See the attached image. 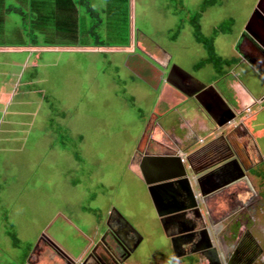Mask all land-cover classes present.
Here are the masks:
<instances>
[{
  "label": "rangeland",
  "instance_id": "374dc122",
  "mask_svg": "<svg viewBox=\"0 0 264 264\" xmlns=\"http://www.w3.org/2000/svg\"><path fill=\"white\" fill-rule=\"evenodd\" d=\"M89 1L101 23L92 37L81 31L79 42L87 48L44 47L65 41L54 38L47 25L44 33L32 30L40 48L0 49V264H21L24 255H49L45 244L50 241L72 256L90 254L105 233L100 236L97 221L114 210L142 237L131 264H154L155 257L158 264H174L167 261L172 256L162 225L132 159L141 140L143 151L151 122L155 127L148 140L154 142L165 140L162 128L185 141L188 131L196 138L204 132L186 127V133L178 126L182 111L189 116L199 112L189 98L167 110L171 100L177 101L173 96L155 111L160 84L147 79L144 69L165 71L162 63L169 56L171 64L213 84L224 97L230 93L225 82L235 75L256 94L264 89V0H215L201 14L199 24L207 37L218 24L233 20L231 32L214 40L219 55L243 59L247 51L245 61L221 77L210 63L197 67L207 55L190 19L202 0H128L127 26L124 0ZM80 18L81 30L89 28L91 19ZM18 23V16L5 17L1 41L14 46L31 38L12 34L21 29ZM126 38L127 45L119 47ZM96 41L108 48H93ZM254 111L244 144L252 155L255 146L264 154L259 133L264 131V102ZM206 123L210 128L209 119ZM255 184L260 187L259 180ZM227 194L199 205L202 223L211 225L206 214L222 217ZM255 221L264 229V204ZM134 256L140 261L134 262Z\"/></svg>",
  "mask_w": 264,
  "mask_h": 264
},
{
  "label": "flooded vegetation",
  "instance_id": "af4514ba",
  "mask_svg": "<svg viewBox=\"0 0 264 264\" xmlns=\"http://www.w3.org/2000/svg\"><path fill=\"white\" fill-rule=\"evenodd\" d=\"M246 52L247 51L242 52L243 59L239 57V60L237 61L238 65L245 61V58L247 57ZM159 56H155L154 58L159 60ZM164 59L165 61L162 63V65L165 71L161 72L157 69H154L153 67L152 69L146 68L143 71L138 63H136V69L149 73L148 76H146L147 79H151L156 83L161 84L165 80L166 74L171 67L169 56ZM185 82L191 84V81L188 79H185ZM171 89L178 91L172 87ZM213 94L214 93H208L207 97L203 101L207 105H213L211 107V111L216 109V105H214V103L220 105V109L217 112L218 117H224L225 115L228 116L230 114L228 109H224L225 106L222 101L219 100L218 96H215L216 94ZM231 97H228L229 99L224 97V99L235 111L236 107H233ZM244 103L245 102L243 100V106H245ZM239 113L240 112L238 111V114ZM238 114L237 116L240 117L241 113L239 115ZM141 142L142 140L137 147L132 161H135L138 168L143 166L142 171H139L140 174H135H137L138 177L144 182L147 180L149 181L156 179L159 176V174H150V172L154 169V166H156L157 162L160 163L157 157L170 154L171 148H162L163 146L157 141H153L154 143L152 144L148 141H144V149L143 151H140L139 147ZM206 142H204V144H206ZM172 144L173 143H171V145ZM210 146L211 152H215L213 155L205 154V151ZM247 147V145L244 146L245 151L242 150L241 152L244 154V156L245 152L246 154L248 153V150H246ZM230 150L226 145H224L221 139H218L209 145H204L201 150L187 159V162L190 164L194 161L196 163L190 167L189 172L187 173V178L191 189L193 191L196 190V192H199L201 195L202 203L203 201L206 202L209 198H217V196L222 195L224 192L228 193L227 195L229 196V201L224 202V208L221 209V211L224 213L222 217L219 218V220L215 219L216 215L206 214V218H208L207 220L209 223H211V225L202 223V215L199 213V205L202 203H199L201 201L199 198L197 200L199 201L197 209H193V211H187L186 215L182 218L184 221L181 220L182 224H173L172 222L168 223L166 234L164 232L167 240V246L170 249L169 253H171L172 256L170 259L167 258L168 263L172 262L174 264H182L186 262L188 264H200V255H204L206 261L202 264H222L219 261L217 255H228L227 264H264V229L258 225L259 223L255 221L258 209H260V207L263 209L264 190L260 189L261 186L259 187L258 184L256 185L253 182L249 183L248 177L245 178V176H254L252 175L253 170L257 169L262 163H264V154L261 153L257 146H255V155L248 154L247 157L241 159L240 152L237 156L235 151L233 153V151ZM205 156L210 159L209 162H197L198 157L203 159ZM220 160H223L224 162H222L221 165L219 164V167L217 165L216 169V165H212L211 163L214 164L215 161ZM151 168L152 170L149 171ZM199 173H203V175L198 181L200 185H197L194 183V180L192 181V177ZM257 180L258 178H256V181ZM200 188H202L203 193H201ZM238 188L243 189V191H240L241 189ZM245 195H248V197L245 198ZM188 214H191L192 217H188ZM224 222H227V224ZM215 223L217 225H215ZM96 224L99 229H102L100 236L104 232L105 233L101 239H99V242L95 245V247L89 251L90 254H83L85 255V258L81 264L133 263L130 262V259L140 246L142 241L140 234L135 229L133 230L128 227V225H126L119 215L112 212L108 214L106 218H102V220L99 219ZM207 227H210V229L215 232L214 234L216 235V244L214 246L210 242ZM182 229H187L189 231L184 235L177 234L178 231ZM110 240L113 241V245H109L107 243ZM171 240L173 241L171 242ZM50 242L49 244L44 243L49 249H51V253H49V255H54L55 257H58V259L65 258L64 256L66 254L64 252H60L59 248ZM38 244L36 245L35 249L41 250V247ZM181 244L188 246H185L186 248L182 249ZM134 259V262L140 261V259L137 257ZM157 259L159 260L158 257H155L154 264L159 263Z\"/></svg>",
  "mask_w": 264,
  "mask_h": 264
},
{
  "label": "trees",
  "instance_id": "16d2710c",
  "mask_svg": "<svg viewBox=\"0 0 264 264\" xmlns=\"http://www.w3.org/2000/svg\"><path fill=\"white\" fill-rule=\"evenodd\" d=\"M215 0H202L200 2L199 9L190 19V24L193 26V33L196 40L202 44L206 57H204L197 67L203 66L206 63H210L214 66L218 77L227 74V68L233 66L239 60L238 56L223 57L219 55L215 50L214 40L219 33L231 32L232 19L229 18L226 21L218 24V26L212 29V33L207 37L202 34L201 26L199 24V18L201 14L208 8V6ZM128 0H124V15L127 26L128 19ZM8 15H15L19 17V23L21 29L15 30L12 34L17 38L20 36L31 37L29 40H20L18 44L10 46L2 40L4 34V21ZM80 17H89L91 24L89 28L81 30ZM101 23L99 12L93 8L89 0H0V49H7L10 47H18L19 49H33L40 48L35 41V35H32V30L44 33L47 25H52L53 37H62L64 43L51 42L47 44L49 48H82L85 44H80V35L83 31V35L92 37L94 35L95 27ZM96 34V33H95ZM32 35V36H31ZM21 38V37H20ZM98 39V36H96ZM70 43V44H69ZM128 43L127 38L119 47H124ZM28 44V45H27ZM27 45V47H26ZM88 45V44H87ZM106 44L96 41L93 48H108ZM79 46V47H77ZM89 45L88 47H91ZM229 70V69H228ZM33 74L31 75V77ZM34 77V76H33ZM32 77V78H33ZM39 94V93H38ZM42 98L43 96L39 94ZM260 108L263 104L259 105ZM256 111L253 110V114L246 117V121L249 123L252 115ZM264 135V131L259 132ZM259 180V185L264 186V163H262L257 169L253 170V174ZM246 198V195H245Z\"/></svg>",
  "mask_w": 264,
  "mask_h": 264
},
{
  "label": "crops",
  "instance_id": "0c3cea01",
  "mask_svg": "<svg viewBox=\"0 0 264 264\" xmlns=\"http://www.w3.org/2000/svg\"><path fill=\"white\" fill-rule=\"evenodd\" d=\"M235 76L231 80H227L228 82H227V84L225 82V85L227 87H229V92H230L229 97L232 96L231 97L232 102H233L232 104H234V102H235L234 98L237 99L236 100L237 101V107H236L237 111L235 110L234 111L235 114L232 117H228V118L226 117L227 115H225L224 117H222V116L218 117L217 116V112L220 109L219 104H216L217 110L212 111L214 113L215 118L216 117L218 119L219 118L220 119L226 118L225 121L222 122L221 126H219V127L216 126L214 124V122L209 119V121L211 123V127L208 128V124L206 123L208 120L207 119L208 117L205 116V113L197 105L199 107L198 108L199 112L197 113V111H196L197 114L195 113L194 116H189L187 113L182 111V114H184V115L182 117V120H180V123L178 126L180 129H182V130L184 129L186 133H187V130L185 129L186 127H187V129H189V128H191L193 130L196 129V131L200 130V131L204 132L203 137L196 138L194 136L195 133L190 136L189 134L191 133V131H188V137L186 135L187 140L185 141L184 139H177V138L169 135L170 131L169 130L165 131L162 128L160 131L164 132V134L166 136L165 140H159L158 138L155 139L153 136L155 141H160L159 143H160V145L163 146L162 148H164V147H170L172 149L174 148L176 153L182 154V158L188 159L189 157L193 156L196 152L201 150L204 145H209L210 143H212L218 139H221V141L224 143V145L227 146V148L229 150L231 149L233 151V153H234V151L236 152L237 156H238V153L240 152V158L241 159H244L245 157H247V155L249 154V151H250V145L246 149V150H248L247 151L248 153L246 154V152H245V156H244V154L241 153L242 150H244V146H246V144H244V141H245L244 132H245L247 126L249 125V123L246 121V117L249 116L250 114H253L254 107L258 106L260 108L259 105L263 104V102H264V89L263 90L261 89L260 94H256V93L252 92L250 90V88L247 87L246 84L241 81L240 78L235 77ZM158 90L160 91V94H159V100H158L157 107L155 108L156 112L159 110L160 103H163L164 101L167 102V100L172 99L173 96H177V99H175L177 101L171 100L172 103H168L169 105H168L167 110H174L176 108H179L186 101L185 98H187V97H185L184 95H182L178 91L172 90L171 86L169 84L165 83L164 81H163V83L160 84V87H158ZM237 92H238V94H237ZM234 95H237V96H234ZM215 96H217V95H215ZM179 97H183V99H180ZM226 98L229 99L228 97H226ZM189 99L195 101L193 98H189ZM243 100L245 102L244 103L245 106L243 108H241V104H242ZM195 103H196V101H195ZM194 107H196V106L194 105ZM233 107H234V105H233ZM261 108H263V106ZM241 110H242V112H241ZM238 111L241 113V114L239 113L240 117L237 116ZM255 115H256V112H255L254 116ZM228 116H230V115H228ZM185 119H187L188 122L187 121L183 122V120H185ZM152 120H154V119H152ZM204 120H206V122ZM154 125L155 124H153V122H151L149 125H147L146 130L144 132V134H146L145 141L146 142L148 141L151 144L154 142L148 140V137H150L148 135V132L150 133L154 130L153 129L155 127ZM156 129H155V131H156ZM169 140H171V142H169ZM194 140H195V142L193 143L192 141H194ZM191 142H192V144H191ZM204 142H206V144H204ZM171 143H173V144L171 145ZM176 146H180V147L176 148ZM205 152H206L205 154H209V155L215 154V152H211V146L208 147V149ZM250 153H251V151H250ZM261 153H263V152L261 151ZM250 155H252V153ZM212 159H213V157H212ZM189 160H191V159H189ZM205 161L209 162L210 159H208L207 156H205L203 159H200L199 157L197 159V162L204 163ZM222 162H224V161L220 160V161H215L214 164L213 163H211V164L216 165V169H217V165L219 167L222 164ZM161 164L167 170H169L168 166H167L168 164L166 163V161L164 162V165L162 162H161ZM194 164H196L195 161L191 164L190 163L185 164V168H186L187 172H189L190 167H192ZM200 167H201V165H200ZM154 169H155V166H154ZM138 170L142 171L141 167H139ZM163 173L168 174V172L165 171L164 169H163ZM193 177H194V179H193ZM193 177H192V181L195 180L196 176L194 175ZM246 177H248L249 183L250 182H253V183L256 182V177L245 176V178ZM194 183H195V181H194ZM195 184L199 185L197 182ZM238 189H241V188H238ZM240 191H243V189H241ZM194 192L197 196H199V197H196L197 200H198V198L201 199V201L200 202L198 201V202L202 203V197L199 194V192H196V190ZM207 232H208V236L210 238V242L214 246L216 244V237H215L216 235L213 233V231L210 229V227H207ZM165 234H166V232H165ZM170 238H171V236H170ZM181 245H182V249L186 248L185 245H183V244H181ZM65 254H66L64 256L65 258H62V259H58V257H55L54 255H53L54 257L52 255H24V260L21 264H78V263L81 264L85 258V255L72 256V255L67 254L66 252H65ZM200 257H201L200 264H202L203 262L206 261V259H205L204 255H200ZM217 257L222 264H227L228 255H217ZM72 262H74V263H72Z\"/></svg>",
  "mask_w": 264,
  "mask_h": 264
},
{
  "label": "water",
  "instance_id": "95a60500",
  "mask_svg": "<svg viewBox=\"0 0 264 264\" xmlns=\"http://www.w3.org/2000/svg\"><path fill=\"white\" fill-rule=\"evenodd\" d=\"M185 79L190 80L191 84L186 83ZM164 82L169 84L174 89L178 90L185 97L193 98L205 113V115L208 117V119L212 120L218 127L222 125V122L225 121L226 118L218 119L217 117H214V113L211 111V107L213 105H207L203 101L207 97L208 93H215L219 97V100L222 101V103L230 112V116H226L227 118L232 117L235 114L230 104L226 102V100L213 86V84H206L201 82L200 80L189 75L185 70H183L176 64H171ZM170 151V154H165L157 157L160 163H156L155 169H153L154 171L152 170V168L149 169V171L152 170L150 174H159V176L156 179L144 181V184L147 187V191L156 211L157 218L160 221L165 232L167 230L166 228L168 226V223L172 222L173 224H182V221H184L182 218L186 215V212L189 210L193 211V209H197L199 204L196 198L197 195L191 189L190 183L188 182V172L183 162L185 161V163H188L187 158H182V154L176 153L174 149H171ZM165 161L168 164L167 166L169 170H167L161 164L162 162L164 165ZM141 169H143V166L141 167ZM163 169L167 171L168 174H164ZM202 175L203 173H199L196 175L197 177L194 180L195 183H198L200 178H202ZM200 189L201 193H203L202 188ZM112 213H116L117 215H119L126 223V225L134 230V228L119 214V212L117 213L114 210L112 211ZM188 231L189 230L187 229H182L178 231L177 234L184 235L188 233ZM172 241L173 240H171V242Z\"/></svg>",
  "mask_w": 264,
  "mask_h": 264
},
{
  "label": "bare ground",
  "instance_id": "6f19581e",
  "mask_svg": "<svg viewBox=\"0 0 264 264\" xmlns=\"http://www.w3.org/2000/svg\"><path fill=\"white\" fill-rule=\"evenodd\" d=\"M217 103H214V105H216ZM225 106V105H224ZM217 107V106H216ZM225 108V107H224ZM214 110H217V108L216 109H214Z\"/></svg>",
  "mask_w": 264,
  "mask_h": 264
},
{
  "label": "clouds",
  "instance_id": "9594fccd",
  "mask_svg": "<svg viewBox=\"0 0 264 264\" xmlns=\"http://www.w3.org/2000/svg\"><path fill=\"white\" fill-rule=\"evenodd\" d=\"M228 74V73H227ZM227 74H225V76L227 75ZM224 76V75H223Z\"/></svg>",
  "mask_w": 264,
  "mask_h": 264
}]
</instances>
